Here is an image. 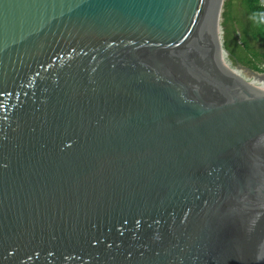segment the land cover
I'll return each instance as SVG.
<instances>
[{"label": "water", "instance_id": "95a60500", "mask_svg": "<svg viewBox=\"0 0 264 264\" xmlns=\"http://www.w3.org/2000/svg\"><path fill=\"white\" fill-rule=\"evenodd\" d=\"M222 4L0 0V264H264V84Z\"/></svg>", "mask_w": 264, "mask_h": 264}, {"label": "rangeland", "instance_id": "374dc122", "mask_svg": "<svg viewBox=\"0 0 264 264\" xmlns=\"http://www.w3.org/2000/svg\"><path fill=\"white\" fill-rule=\"evenodd\" d=\"M242 0H223L219 17L218 37L219 54L224 63L229 65L236 75L248 80L252 85L263 84L260 75L264 74V61L255 59L260 71L251 69L240 62V58L247 54V50L258 47V42L241 32V22L251 20V15L242 5ZM224 13V15L222 14ZM224 20V24H223ZM224 41V46H223ZM225 47V48H224ZM259 50V49H258ZM235 61H231V58Z\"/></svg>", "mask_w": 264, "mask_h": 264}, {"label": "trees", "instance_id": "16d2710c", "mask_svg": "<svg viewBox=\"0 0 264 264\" xmlns=\"http://www.w3.org/2000/svg\"><path fill=\"white\" fill-rule=\"evenodd\" d=\"M261 0H242V5L246 11L251 15V20L241 22V32L250 36L252 40L258 42V47L247 50V54L241 56L240 62L244 65H248L255 71H260L255 59H261L264 61V6L260 2ZM224 15V13H222ZM224 24V20H223ZM224 46V41H223ZM225 48V47H224ZM259 49V50H258ZM231 58V57H230ZM231 61H235L231 58Z\"/></svg>", "mask_w": 264, "mask_h": 264}, {"label": "built area", "instance_id": "2783aa9c", "mask_svg": "<svg viewBox=\"0 0 264 264\" xmlns=\"http://www.w3.org/2000/svg\"><path fill=\"white\" fill-rule=\"evenodd\" d=\"M260 2H261V4L264 6V0H261Z\"/></svg>", "mask_w": 264, "mask_h": 264}, {"label": "bare ground", "instance_id": "6f19581e", "mask_svg": "<svg viewBox=\"0 0 264 264\" xmlns=\"http://www.w3.org/2000/svg\"><path fill=\"white\" fill-rule=\"evenodd\" d=\"M263 82V84H264V81H262Z\"/></svg>", "mask_w": 264, "mask_h": 264}]
</instances>
